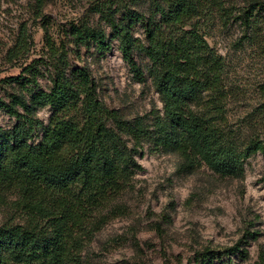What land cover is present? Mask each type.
I'll return each mask as SVG.
<instances>
[{"label": "trees", "instance_id": "1", "mask_svg": "<svg viewBox=\"0 0 264 264\" xmlns=\"http://www.w3.org/2000/svg\"><path fill=\"white\" fill-rule=\"evenodd\" d=\"M47 2L33 6L44 22V55L0 80V112L14 120L0 127V197L16 195L12 204L23 220L0 226V264H84L83 250L106 211L144 170L138 157L146 146L223 178L243 177L246 161L264 153L263 140L239 143L229 125L226 60L208 40L233 19L247 32L264 26V1L237 7L232 0H95L96 23H71L58 37L43 15ZM113 42L134 79L151 83L162 110L127 120L99 98L82 51L105 55ZM28 50L22 33L9 54ZM42 109L51 112L48 125ZM249 239L256 233L230 249H206L196 264L232 255L248 260Z\"/></svg>", "mask_w": 264, "mask_h": 264}, {"label": "rangeland", "instance_id": "2", "mask_svg": "<svg viewBox=\"0 0 264 264\" xmlns=\"http://www.w3.org/2000/svg\"><path fill=\"white\" fill-rule=\"evenodd\" d=\"M94 1L48 0L43 15L53 35L58 37L71 23H96ZM245 1L232 0V5ZM34 3L0 0V80L17 77L45 53L44 22L35 16ZM22 33L29 39V50L14 58L9 53ZM135 35L140 37L139 29ZM208 40L226 60L227 116L237 141H264V26L247 32L233 19L228 27L212 31ZM73 61V66L80 65ZM81 63L89 65L99 98L125 119L162 110L151 83L144 86L134 79L117 42L105 55L83 50ZM40 83L44 90L50 85L46 78ZM50 117L49 109L39 112L46 125ZM13 124L1 111L0 127ZM141 151L138 161L144 170L106 211V223L83 250L84 264H196L198 253L230 249L248 233H256V239L247 240L248 260L232 255L231 261L224 258L214 264H264V153L246 161L243 177L223 178L206 166L189 170L178 155L148 146ZM15 199L13 194L0 197V226L23 222L12 204Z\"/></svg>", "mask_w": 264, "mask_h": 264}]
</instances>
